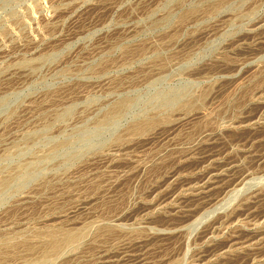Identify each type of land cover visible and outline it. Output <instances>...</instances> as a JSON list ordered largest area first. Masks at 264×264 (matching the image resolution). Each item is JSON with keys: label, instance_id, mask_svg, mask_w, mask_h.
Here are the masks:
<instances>
[{"label": "rangeland", "instance_id": "rangeland-1", "mask_svg": "<svg viewBox=\"0 0 264 264\" xmlns=\"http://www.w3.org/2000/svg\"><path fill=\"white\" fill-rule=\"evenodd\" d=\"M0 264H264V0H0Z\"/></svg>", "mask_w": 264, "mask_h": 264}, {"label": "bare ground", "instance_id": "bare-ground-1", "mask_svg": "<svg viewBox=\"0 0 264 264\" xmlns=\"http://www.w3.org/2000/svg\"><path fill=\"white\" fill-rule=\"evenodd\" d=\"M256 251V250H255ZM260 253V252H259ZM259 263V262H258Z\"/></svg>", "mask_w": 264, "mask_h": 264}]
</instances>
